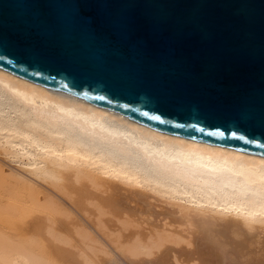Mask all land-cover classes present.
Masks as SVG:
<instances>
[{
    "label": "bare ground",
    "instance_id": "6f19581e",
    "mask_svg": "<svg viewBox=\"0 0 264 264\" xmlns=\"http://www.w3.org/2000/svg\"><path fill=\"white\" fill-rule=\"evenodd\" d=\"M149 257L264 264V157L151 128L0 68V264Z\"/></svg>",
    "mask_w": 264,
    "mask_h": 264
},
{
    "label": "water",
    "instance_id": "95a60500",
    "mask_svg": "<svg viewBox=\"0 0 264 264\" xmlns=\"http://www.w3.org/2000/svg\"><path fill=\"white\" fill-rule=\"evenodd\" d=\"M0 68L264 157V0H0Z\"/></svg>",
    "mask_w": 264,
    "mask_h": 264
},
{
    "label": "rangeland",
    "instance_id": "374dc122",
    "mask_svg": "<svg viewBox=\"0 0 264 264\" xmlns=\"http://www.w3.org/2000/svg\"><path fill=\"white\" fill-rule=\"evenodd\" d=\"M13 164V163H12ZM7 165V164H6ZM13 165H15V164H13ZM91 206V205H90ZM84 212V211H83ZM85 213V212H84ZM60 217H62V218H65V217H63V214L60 216ZM110 217H112V216H109V218ZM4 227V226H3ZM18 226H12V227H4V228H6L7 230H9V231H12V232H16L17 233V230H16V228H17ZM31 235V233H28L27 234V236H30ZM101 255H102V253H100ZM113 256H115L119 261H121L122 260V258H121V256H120V254L115 250V251H113ZM120 256V257H119ZM53 258H56L54 255H53V257H52V259ZM132 259H138V258H133V257H131ZM148 258V257H147ZM167 258H170L169 256H167ZM155 259V257L154 258H151V257H149V260L151 261V260H154ZM160 260L161 261H163V262H165V258H163V257H160ZM144 261H146V260H144ZM143 261V262H144ZM149 261V263L150 264H153V262L151 261L150 262ZM132 263H134V264H140V263H138V262H135V261H133ZM146 263V262H145ZM145 263H143V264H145ZM148 263V264H149Z\"/></svg>",
    "mask_w": 264,
    "mask_h": 264
}]
</instances>
